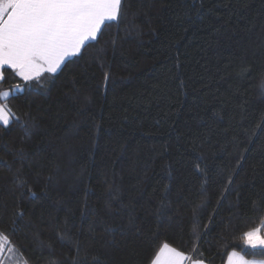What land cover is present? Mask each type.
<instances>
[{
  "label": "trees",
  "instance_id": "1",
  "mask_svg": "<svg viewBox=\"0 0 264 264\" xmlns=\"http://www.w3.org/2000/svg\"><path fill=\"white\" fill-rule=\"evenodd\" d=\"M125 11L12 101L0 231L15 232L0 264H150L162 242L206 264L232 251L264 260L238 239L264 221V0H126ZM5 75L0 91L22 83Z\"/></svg>",
  "mask_w": 264,
  "mask_h": 264
},
{
  "label": "snow or ice",
  "instance_id": "2",
  "mask_svg": "<svg viewBox=\"0 0 264 264\" xmlns=\"http://www.w3.org/2000/svg\"><path fill=\"white\" fill-rule=\"evenodd\" d=\"M125 5L126 0H0V84L8 79L7 70L22 82L0 91V126L8 128L19 124L20 117L12 107L17 95L40 88L42 81L54 78L74 62L73 58L82 59L93 42L99 43L105 29L124 20ZM135 27L133 21L126 30ZM117 39L118 36L110 41L113 47ZM101 67L105 65L101 64ZM111 79V73L104 71L102 87L105 90ZM260 91L264 95V83L260 85ZM84 101L89 103L90 99L85 97ZM22 127L26 134L30 131L27 122ZM4 163L7 166V162ZM228 183L231 184L232 180L229 179ZM27 191L30 198H36L30 188ZM112 199H119L118 194ZM107 207L111 210V201ZM23 216V209L17 206L14 217L23 219ZM12 223L15 225L17 219ZM129 223L134 224L135 218L132 217ZM14 232V227L10 233L0 231V253L6 248L13 250L11 235ZM238 239L247 248L259 249L264 255V221L243 231ZM76 247L79 251L78 243ZM246 255L232 251L228 254V264H264V260H249ZM184 259L183 251L162 242L157 244L150 264H183ZM191 264H206V261L193 259Z\"/></svg>",
  "mask_w": 264,
  "mask_h": 264
},
{
  "label": "crops",
  "instance_id": "3",
  "mask_svg": "<svg viewBox=\"0 0 264 264\" xmlns=\"http://www.w3.org/2000/svg\"><path fill=\"white\" fill-rule=\"evenodd\" d=\"M246 259H247V258H246ZM192 260H193V259H192L191 257H188V256L185 255V259H184V261H183V264H191ZM249 260H256V259H249ZM226 264H228V261H227Z\"/></svg>",
  "mask_w": 264,
  "mask_h": 264
},
{
  "label": "rangeland",
  "instance_id": "4",
  "mask_svg": "<svg viewBox=\"0 0 264 264\" xmlns=\"http://www.w3.org/2000/svg\"><path fill=\"white\" fill-rule=\"evenodd\" d=\"M258 96L262 99V101L264 100V95H261V91H258Z\"/></svg>",
  "mask_w": 264,
  "mask_h": 264
}]
</instances>
